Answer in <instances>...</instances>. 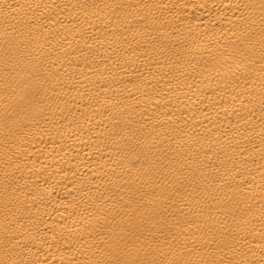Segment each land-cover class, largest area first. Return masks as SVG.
<instances>
[{
    "label": "bare ground",
    "instance_id": "obj_1",
    "mask_svg": "<svg viewBox=\"0 0 264 264\" xmlns=\"http://www.w3.org/2000/svg\"><path fill=\"white\" fill-rule=\"evenodd\" d=\"M0 264H264V0H0Z\"/></svg>",
    "mask_w": 264,
    "mask_h": 264
}]
</instances>
